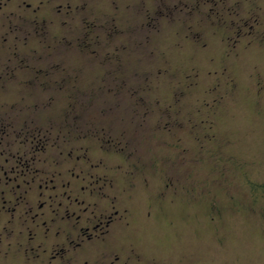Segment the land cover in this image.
Returning a JSON list of instances; mask_svg holds the SVG:
<instances>
[{"label": "rangeland", "instance_id": "obj_1", "mask_svg": "<svg viewBox=\"0 0 264 264\" xmlns=\"http://www.w3.org/2000/svg\"><path fill=\"white\" fill-rule=\"evenodd\" d=\"M239 1L152 27L94 11L87 44L53 50L78 87L46 93L45 116L114 166L139 264H264V0Z\"/></svg>", "mask_w": 264, "mask_h": 264}, {"label": "flooded vegetation", "instance_id": "obj_2", "mask_svg": "<svg viewBox=\"0 0 264 264\" xmlns=\"http://www.w3.org/2000/svg\"><path fill=\"white\" fill-rule=\"evenodd\" d=\"M235 5L229 0H0V264L140 263L134 249L120 245L130 222L113 192L114 166L89 155L88 132L67 131L61 125L71 121L45 116L44 105L57 102L52 95L45 104L46 93L78 87L56 78L70 73L60 72V54L53 50L87 44L96 27L88 13L94 11L105 13L103 28L110 22L118 27L112 13L120 12L135 28L172 24L175 12V19L186 22L189 13L219 15L220 8ZM44 44L47 51L39 50ZM114 146L109 140L107 147Z\"/></svg>", "mask_w": 264, "mask_h": 264}, {"label": "trees", "instance_id": "obj_3", "mask_svg": "<svg viewBox=\"0 0 264 264\" xmlns=\"http://www.w3.org/2000/svg\"><path fill=\"white\" fill-rule=\"evenodd\" d=\"M257 188V187H256Z\"/></svg>", "mask_w": 264, "mask_h": 264}]
</instances>
